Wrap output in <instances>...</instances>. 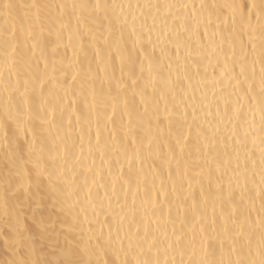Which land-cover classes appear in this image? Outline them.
<instances>
[{
  "label": "snow or ice",
  "instance_id": "obj_1",
  "mask_svg": "<svg viewBox=\"0 0 264 264\" xmlns=\"http://www.w3.org/2000/svg\"><path fill=\"white\" fill-rule=\"evenodd\" d=\"M0 264H264V0H0Z\"/></svg>",
  "mask_w": 264,
  "mask_h": 264
}]
</instances>
